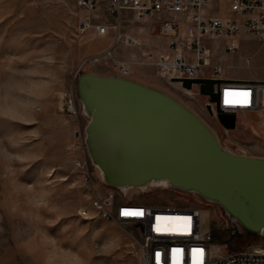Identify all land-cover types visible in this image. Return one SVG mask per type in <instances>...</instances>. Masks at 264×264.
<instances>
[{"label":"rangeland","instance_id":"374dc122","mask_svg":"<svg viewBox=\"0 0 264 264\" xmlns=\"http://www.w3.org/2000/svg\"><path fill=\"white\" fill-rule=\"evenodd\" d=\"M87 14L76 0H0V264H140L138 246L121 226L79 213L90 198L76 160L90 157L84 144L89 118L76 80L83 71L109 66L93 60L109 37L98 36L95 26L80 28ZM138 25L125 23V29L133 32ZM223 56L211 63L225 66L224 77L264 80V42L254 36L242 34L238 52ZM164 86L227 148L264 155L263 132L254 133L246 122L250 111L238 114V129L228 130L208 112L209 97L196 87L188 92L176 82ZM71 102L76 114L68 112ZM90 171L93 182L105 186L93 164ZM130 195L175 207L199 206L224 254L264 245V236L240 226L241 234L232 237L222 210L190 194L151 188Z\"/></svg>","mask_w":264,"mask_h":264},{"label":"built area","instance_id":"2783aa9c","mask_svg":"<svg viewBox=\"0 0 264 264\" xmlns=\"http://www.w3.org/2000/svg\"><path fill=\"white\" fill-rule=\"evenodd\" d=\"M78 7L88 14L79 20L81 29L95 26L98 36L109 37L111 45L93 56L104 60L118 73L128 76L130 67L119 57L120 48H142L141 62L155 66L160 77L172 82L174 78L197 79L224 77L225 66L211 63L223 54H236L241 35L249 34L264 42V0H76ZM102 10V12H100ZM97 21V23H95ZM136 21L138 26L154 21L158 32L167 38L165 49L155 53L146 48L144 39L125 29V23ZM223 52V53H221ZM181 84V83H179ZM196 87V85H194ZM248 92L247 102L225 103V92ZM221 108L237 115L264 109V85L253 81L222 83L219 89ZM243 101L242 97H232ZM214 112L215 104H212ZM234 110V111H232ZM68 112L76 114L74 104ZM76 136L80 134L76 131ZM80 148V144L78 145ZM82 171L90 198L83 207L84 218H102L121 226L138 246L140 264H264V245L224 254L213 243V232L204 224L205 211L199 206L175 207L162 202L140 200L125 191L108 185L98 187L91 177V161L76 160ZM103 183V182H102ZM104 184V183H103ZM165 188L163 186H149ZM167 189V188H165ZM123 209H143L142 217H124ZM190 217L191 220L166 219L160 221L162 231H155L156 217ZM129 227L130 229H127ZM264 236V231L261 234ZM222 248V246H220ZM174 249H182L174 253ZM203 249V259L193 254ZM159 253V256H157Z\"/></svg>","mask_w":264,"mask_h":264},{"label":"water","instance_id":"95a60500","mask_svg":"<svg viewBox=\"0 0 264 264\" xmlns=\"http://www.w3.org/2000/svg\"><path fill=\"white\" fill-rule=\"evenodd\" d=\"M238 80L174 78L209 97L208 112L228 130L238 115L221 108L222 83ZM264 85V80H252ZM76 91L89 118L84 144L105 185L144 190L163 186L217 205L235 237L239 226L264 231V156L230 150L193 109L164 89L114 72L83 71Z\"/></svg>","mask_w":264,"mask_h":264},{"label":"crops","instance_id":"0c3cea01","mask_svg":"<svg viewBox=\"0 0 264 264\" xmlns=\"http://www.w3.org/2000/svg\"><path fill=\"white\" fill-rule=\"evenodd\" d=\"M132 31L140 35L144 39L146 48H155L156 49L155 53H158V51L165 49L166 44H167V38L158 32L156 23L154 21L147 22L143 24L142 26L133 27ZM103 39H107L109 41V44L105 46L104 48H102L101 50H99V52L106 49L107 47L111 45L110 38H103ZM142 51H143L142 48H125V47L120 48V54H119L120 59L125 61L130 67V73L128 77L138 80L140 82L164 89L165 87L164 85L168 83V81H166L165 79L159 76L155 66L144 64L141 62L142 61L141 60ZM92 72L104 74V75H110L117 71L114 68H112L110 65L109 66L105 65V66H102L101 69L99 70H92ZM222 78L238 80V81L263 80V79H253V78H248V77H228V76L222 77ZM256 112L258 115L256 114ZM238 116L242 117L241 115H238ZM249 117L254 119L258 127L261 126V123L264 122V109L260 111H250ZM248 126L252 128L249 124ZM235 129H238V128H235ZM252 130L254 133H257L256 129L252 128ZM263 131L264 130L260 128L259 133ZM248 154L264 156V155L255 154V153H248Z\"/></svg>","mask_w":264,"mask_h":264},{"label":"snow or ice","instance_id":"6c2138e0","mask_svg":"<svg viewBox=\"0 0 264 264\" xmlns=\"http://www.w3.org/2000/svg\"><path fill=\"white\" fill-rule=\"evenodd\" d=\"M249 96V93L244 91V92H232V91H226L225 92V103L231 104L234 102H247V97ZM232 97H242L243 101H234ZM124 217H142L145 215L143 209H123L120 213ZM166 219H175V220H185L189 221L191 220L190 217H175V218H170V217H156V226H155V231L159 232L164 229H162V226L160 224V221L166 220ZM174 253L178 254L181 253L183 250L182 249H174ZM193 254L198 255L199 259L202 261L203 259V254L204 250L203 249H193L192 250ZM157 256H159V253H157Z\"/></svg>","mask_w":264,"mask_h":264},{"label":"bare ground","instance_id":"6f19581e","mask_svg":"<svg viewBox=\"0 0 264 264\" xmlns=\"http://www.w3.org/2000/svg\"><path fill=\"white\" fill-rule=\"evenodd\" d=\"M188 92H189V90H187ZM207 97V96H206ZM263 100H264V95H263ZM228 104V103H227ZM232 111H234V110H232ZM248 112V111H247ZM260 113V112H259ZM240 114V113H239ZM256 114H257V112H256ZM246 115V114H245ZM244 115V116H245ZM248 115V114H247ZM258 115V114H257ZM245 119H247V118H245ZM245 119H243V120H245ZM243 122V121H242ZM246 122H248V124L253 128V129H256L257 130V132L259 133V130H260V128L262 129V130H264V122H262L261 123V126H257L256 125V123H255V121H254V119L253 118H249L248 117V119L246 120ZM242 124V123H241ZM259 129V130H258ZM264 132V131H263ZM260 135V134H259Z\"/></svg>","mask_w":264,"mask_h":264}]
</instances>
